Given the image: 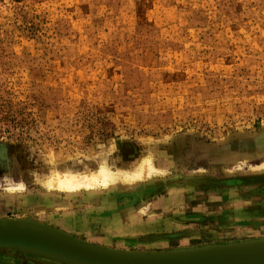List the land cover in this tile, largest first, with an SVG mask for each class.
<instances>
[{
    "label": "rangeland",
    "instance_id": "1",
    "mask_svg": "<svg viewBox=\"0 0 264 264\" xmlns=\"http://www.w3.org/2000/svg\"><path fill=\"white\" fill-rule=\"evenodd\" d=\"M257 149L264 0H0V225L130 252L264 255V182H211ZM99 166L107 188L45 185ZM0 264L71 263L13 248Z\"/></svg>",
    "mask_w": 264,
    "mask_h": 264
},
{
    "label": "water",
    "instance_id": "2",
    "mask_svg": "<svg viewBox=\"0 0 264 264\" xmlns=\"http://www.w3.org/2000/svg\"><path fill=\"white\" fill-rule=\"evenodd\" d=\"M23 228V229H21ZM11 222L0 225V246L26 248L73 264H264V255H243L226 261L202 257L199 251L123 252L101 248L70 237L25 230ZM199 257H197V256ZM66 260V261H67Z\"/></svg>",
    "mask_w": 264,
    "mask_h": 264
},
{
    "label": "bare ground",
    "instance_id": "3",
    "mask_svg": "<svg viewBox=\"0 0 264 264\" xmlns=\"http://www.w3.org/2000/svg\"><path fill=\"white\" fill-rule=\"evenodd\" d=\"M254 157H255L254 161H248V162H246L247 158L245 156L244 158H239L235 156L231 158L227 157L226 164L224 165V168L222 170L223 172L221 173L222 175H224L223 176L224 179L214 180L211 182L213 183L221 182L223 184H233L236 182H241L244 184H248V186L259 185L260 183L264 182V149H257L254 154ZM240 169H243L244 172L245 171H247L248 173L252 172V175L242 177V178H235L232 174L236 173V170H240ZM136 175L138 176L139 173H135L133 175L126 173L123 175V179L127 183L129 180L132 181L133 177ZM112 181H113V176L109 175V171L106 168L99 166L94 171H91L85 174H77L74 172H63L61 174L57 173L54 175V177H50L49 179H47L45 182V185L48 187L54 186L56 188H59V190L64 189L65 191H71V190H76L78 188L89 189L96 185H101L103 188H107ZM22 187H23L22 183H17L14 186L8 185L6 189L8 190V189H15V188H22ZM237 202H240V200H238ZM257 211L259 212V214L263 212V210L261 209H258ZM25 230L34 231L29 228H26ZM35 231L43 232L41 230H35ZM43 233H47V232H43ZM59 236L64 237L62 235H59ZM75 240H78V239H75ZM78 241H81V240H78ZM81 242H84V241H81ZM86 243H89V242H86ZM90 244H94V243H90ZM94 245L99 246L101 248H107L99 244H94ZM13 248L15 247L0 246V249H13ZM16 249L23 250L25 252H30L31 254H34L35 256L44 258L45 261L50 262L53 260H60L59 258L49 256V255H46L40 252L32 251L26 248L18 247ZM108 249L117 250V249H112V248H108ZM117 251L130 252V251H124V250H117ZM169 252H179V251H169ZM190 253L193 255L195 254V252L193 251ZM68 262L73 264V262L71 261H68Z\"/></svg>",
    "mask_w": 264,
    "mask_h": 264
}]
</instances>
